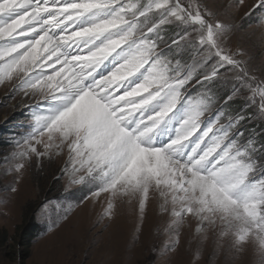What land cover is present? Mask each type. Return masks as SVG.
<instances>
[{
  "label": "snow or ice",
  "instance_id": "1",
  "mask_svg": "<svg viewBox=\"0 0 264 264\" xmlns=\"http://www.w3.org/2000/svg\"><path fill=\"white\" fill-rule=\"evenodd\" d=\"M237 27L207 0H0V84L29 111L7 171L19 183L66 151L63 175L107 194L105 217L121 202L142 223L156 196L167 250L191 216L201 243L264 264V139L246 127L264 121V78L230 47Z\"/></svg>",
  "mask_w": 264,
  "mask_h": 264
},
{
  "label": "rangeland",
  "instance_id": "2",
  "mask_svg": "<svg viewBox=\"0 0 264 264\" xmlns=\"http://www.w3.org/2000/svg\"><path fill=\"white\" fill-rule=\"evenodd\" d=\"M207 3L221 18L238 26L230 47L244 49L257 75L264 78V24L260 23L264 13L254 10L257 0ZM168 32L172 34L171 29ZM192 91L195 98L197 93ZM25 100L10 83L0 84V199L7 201L0 203V264H256L251 247L235 257L226 251L217 253L212 232L201 243L195 233L197 222L191 216L185 218L175 250H167L165 225L169 217L160 212L156 196L149 202L142 223L135 207L121 202H117L113 217H105L107 194L92 197L91 186L69 185L62 173L67 154L45 157L39 163L33 157L16 183L17 174L7 171L10 164L5 160L26 132L22 127L29 115ZM246 127L259 136L264 133V121L253 120ZM12 185L15 192L5 190ZM69 205L74 206L71 212ZM30 219L38 232L25 245L19 243V234Z\"/></svg>",
  "mask_w": 264,
  "mask_h": 264
},
{
  "label": "trees",
  "instance_id": "3",
  "mask_svg": "<svg viewBox=\"0 0 264 264\" xmlns=\"http://www.w3.org/2000/svg\"><path fill=\"white\" fill-rule=\"evenodd\" d=\"M169 30V29H168ZM239 101L237 102V104ZM234 105L235 107H238V105ZM254 125V124H253ZM259 127V125H257ZM260 138L264 139V135H260ZM32 219L29 220V223H25L24 226L21 227L20 234H19V243H24L25 245H29L31 240L34 236L37 234V227H34V224L31 223Z\"/></svg>",
  "mask_w": 264,
  "mask_h": 264
},
{
  "label": "bare ground",
  "instance_id": "4",
  "mask_svg": "<svg viewBox=\"0 0 264 264\" xmlns=\"http://www.w3.org/2000/svg\"><path fill=\"white\" fill-rule=\"evenodd\" d=\"M64 154H67V152L65 151ZM153 197H154V196H151V197H150V201H151V199H153ZM118 204H119V203H118ZM156 224H157V223H156ZM154 227H155V226H154ZM147 228H148V227H147ZM127 230H128V229H127ZM133 231H134V229H133ZM144 231H145V226H143V232H142V234L144 233ZM133 234H134V233H133ZM130 235H131V234H130ZM134 235H135V234H134ZM132 236H133V235H132ZM130 237H131V236H130ZM132 238H133V237H132ZM134 238H135V236H134ZM152 239H153V238H152ZM129 240H131V238H130ZM129 240H128V241H129ZM150 240H151V237H150ZM156 243H157V241H156ZM150 244H151V243H150ZM75 262H76V261H75Z\"/></svg>",
  "mask_w": 264,
  "mask_h": 264
}]
</instances>
